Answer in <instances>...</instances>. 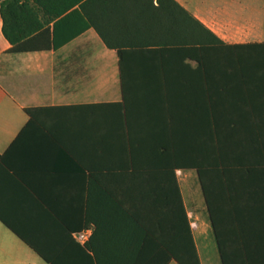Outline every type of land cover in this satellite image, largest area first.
<instances>
[{
  "label": "crops",
  "instance_id": "0c3cea01",
  "mask_svg": "<svg viewBox=\"0 0 264 264\" xmlns=\"http://www.w3.org/2000/svg\"><path fill=\"white\" fill-rule=\"evenodd\" d=\"M175 1L224 45L264 44V0ZM98 27L117 48L90 27L57 49L11 54L0 16V264H179L147 234L159 216L173 218L180 196L200 264H222L197 169L173 174L164 156L180 141L182 104L192 137L202 123L212 142L219 99L236 113L223 116L219 138L252 167L250 179L216 181L218 198L229 207L234 187L237 216L264 220V71L209 68L205 77L195 60L186 68L177 54L147 51V38L123 24ZM242 105L256 113L237 115ZM162 132L170 153L150 140ZM86 228L89 249L74 238Z\"/></svg>",
  "mask_w": 264,
  "mask_h": 264
},
{
  "label": "trees",
  "instance_id": "16d2710c",
  "mask_svg": "<svg viewBox=\"0 0 264 264\" xmlns=\"http://www.w3.org/2000/svg\"><path fill=\"white\" fill-rule=\"evenodd\" d=\"M0 16L2 34L12 45L9 50L11 54L57 49L90 27L97 29L108 47H116L98 27L99 22L112 20L125 25L132 34L145 36L147 41L142 45L154 47L147 51L157 53L162 60L164 55L174 53L180 56L186 68L187 60L197 61L205 77L209 68L213 71L235 67L264 71V44L224 45L175 0H0ZM64 29L67 36L60 39L58 32ZM118 52L121 51L118 49ZM216 73L213 76L222 77L224 74L220 71ZM213 85V91L219 88L214 79ZM181 97V100L185 99V89ZM211 109V143L202 137V123L198 126L201 129L199 137H192L185 119L187 106L183 104L179 108L180 141L171 144L174 153H170L166 133H157L150 140L154 146L169 151L170 154L164 156V166L170 165L172 161V170L178 166L197 169L222 264H264V220L252 218L251 210L247 216H237L238 207L244 204L235 202L236 188H226L232 203L226 207L218 198L220 188L215 184L221 180L235 181L251 177L252 161L230 153V146L225 147V142L219 138V124L225 123L223 116L236 113L228 106L219 105V99ZM256 109L257 106L242 105L237 115L250 117L256 113ZM224 147L228 150L226 153ZM206 158L212 161L206 163ZM245 168L248 170L243 171ZM172 205L173 218L170 214L159 216L155 229H150L147 235L179 264H200L181 196ZM176 206L178 216L175 214ZM251 206L250 203L248 207ZM25 242L44 257L42 251L30 242ZM85 247L89 249L87 244Z\"/></svg>",
  "mask_w": 264,
  "mask_h": 264
},
{
  "label": "built area",
  "instance_id": "2783aa9c",
  "mask_svg": "<svg viewBox=\"0 0 264 264\" xmlns=\"http://www.w3.org/2000/svg\"><path fill=\"white\" fill-rule=\"evenodd\" d=\"M92 236V228H86L83 231L74 234V238L80 244L85 245Z\"/></svg>",
  "mask_w": 264,
  "mask_h": 264
},
{
  "label": "rangeland",
  "instance_id": "374dc122",
  "mask_svg": "<svg viewBox=\"0 0 264 264\" xmlns=\"http://www.w3.org/2000/svg\"><path fill=\"white\" fill-rule=\"evenodd\" d=\"M206 248H207V247H206ZM208 248H209V251H210V252H213L214 257L216 258V260H218V251H217V249H216L215 241H214L213 238L210 240V244H209ZM208 248H207V250H206L205 252L208 251ZM203 254H204V253H203ZM217 263L220 264V261L218 260Z\"/></svg>",
  "mask_w": 264,
  "mask_h": 264
}]
</instances>
